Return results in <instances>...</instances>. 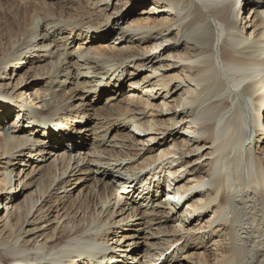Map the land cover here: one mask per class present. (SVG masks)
<instances>
[{
	"label": "bare ground",
	"instance_id": "bare-ground-1",
	"mask_svg": "<svg viewBox=\"0 0 264 264\" xmlns=\"http://www.w3.org/2000/svg\"><path fill=\"white\" fill-rule=\"evenodd\" d=\"M15 1L44 17L35 26L32 16L0 45L1 79L2 71L26 70L27 88L0 92V264H264V0L251 1L249 20L239 24L243 0H188L186 12L178 0H152L166 21L143 32L138 24L123 28L114 40L177 31L170 44L160 39L151 46L152 53L163 47L173 54L169 64L170 55L158 60L138 46L110 45L108 25L100 32L96 21L111 0ZM121 2L117 22L133 15L131 5L150 0ZM73 9L81 11L74 19ZM249 26L256 30L246 37ZM74 30H96L83 42L95 47L68 52ZM130 60L137 70L152 69L142 80L151 86L132 82L142 92L119 100L117 87L132 79ZM40 62L45 65H35ZM113 80L114 94L97 108ZM180 91L183 104L169 109ZM179 107L172 120L182 128L157 142L150 135L161 132L160 114ZM90 111L109 124L93 140ZM15 113L16 121L7 122ZM169 138L171 145L158 149ZM14 164L32 167L26 177L38 184L15 180L16 187ZM186 250L194 252L184 258Z\"/></svg>",
	"mask_w": 264,
	"mask_h": 264
},
{
	"label": "rangeland",
	"instance_id": "rangeland-1",
	"mask_svg": "<svg viewBox=\"0 0 264 264\" xmlns=\"http://www.w3.org/2000/svg\"><path fill=\"white\" fill-rule=\"evenodd\" d=\"M63 1L64 0H54L53 1V3H60L61 4V2L63 3ZM179 1V7L181 8V9H185V12L186 11H188V9H190V2L188 1V0H178ZM198 2V0H192V2ZM251 1H255V2H257V1H262L263 2V0H243L242 1V8H244V10H242V15L239 17V22H238V24L241 22V19L243 18V17H245L246 18V20L245 21H248L249 20V17L251 16V14H250V12H249V9H250V7L251 6H253L254 4L253 3H251ZM109 4H110V7H109V9L108 10H105L104 12H103V15L102 16H100V18L98 19V21H96V23L98 24H96L97 26L96 27H99V25H100V32H102L101 30H103L104 29V26L106 27L107 25H108V27L109 28H111L109 31H108V27H106L107 28V30L105 31V33L107 34L108 33V35H110V45H112V43L113 42H116L115 44L117 45L116 46V48H125V47H127L128 45H134V46H138V47H140V50L142 51V53L143 54H147V55H154V57L155 56H157V57H159L158 58V60L160 59V60H165V58H169L170 57V61H165L166 63H173V62H176L175 61V59L173 58V54H168V50H164L163 49V47L160 49V50H156L154 53H152V49H151V46H152V44H156L157 42H158V40H160V39H163L162 41L164 42V44H166V45H168V44H170L171 42H173V40L171 39V38H173V37H175L176 35H177V31H173L172 33H169V34H171V35H166L165 36V34H164V36L163 37H166V38H163L162 36H158V37H156V38H148V39H143V40H141L140 38H142V35H138V36H134L133 38H128L127 39V42H129V43H125V39L124 40H119V41H116V40H114V39H120V37H121V35H120V33H121V29H125L126 27H127V29H136L137 28V26L139 27V28H143V29H141L139 32H143V31H145L146 29H148V28H156L157 26H158V24L161 22V21H166V18H167V16H165V14H163V13H161V14H158L156 11H153L152 10V5H154L153 4V1L152 0H150V2H148V3H146V4H144L143 6H139V7H137L138 5V3H135V4H133V5H131L128 9H131V8H133L134 10H133V15L132 16H129V18L127 19V21H125V22H123L122 20L121 21H119V22H117L118 21V16L119 15H115V13H116V10L117 9H119V8H123V4H122V2H121V0H111V1H109ZM137 5V6H136ZM189 5V6H188ZM75 8V7H74ZM104 8V7H103ZM103 8H101V9H103ZM201 8H202V6H201ZM204 8V7H203ZM246 9V10H245ZM76 9H73V10H71L70 11V14H71V16L72 17H70V18H73L74 19V17H78L79 16V13H77V12H81L80 10H77V12L75 11ZM100 10V9H99ZM204 11H206V9L204 8L203 9ZM237 10H238V8H237ZM98 11V10H97ZM70 14H68L69 16H70ZM78 14V15H77ZM105 14V15H104ZM37 15V16H36ZM67 15V16H68ZM80 15H83V13H80ZM32 16H34V18L32 17ZM68 16V17H69ZM44 16L41 14V12H37V13H32V11H29V10H24V8H23V6H21L18 2H16L15 0H10V2H9V0H0V45L1 46H4V43H5V40H3V38L5 37V35L6 34H8V33H13V32H15L16 31V28L17 27H20V28H23V27H25V26H29L30 25V23H32V20L34 19L35 21H33V23H34V25L36 26L37 24V22L39 23V21H40V24H41V19L43 18ZM187 17H189V16H187ZM33 18V19H32ZM81 19H84V22H83V24H85L84 25V31H87L88 32V29H87V27H89L91 24H87V22H88V16H86V18H81ZM171 19V18H170ZM186 20H188V18L187 19H184L183 20V22L184 21H186ZM211 21H212V19H211ZM253 21V23L254 24H259V23H257V19H253L252 20ZM137 22V23H136ZM212 22H214V20L212 21ZM134 24V25H133ZM136 24H138L137 26H136ZM135 26V27H134ZM242 26H244V24H242ZM250 28H248V29H246V31H245V33H247L246 34V37H250L251 35H253V33H255V30H256V27H254L252 30H250L251 29V26H249ZM176 28V27H175ZM113 29V30H112ZM174 30H176V29H174ZM98 31V32H99ZM95 32H96V30H91L90 31V33H88V34H86V33H84V35L82 34V33H80L79 31H73V33L71 34V39L69 40V43H71L73 40H75V43H73L72 45H70V47L68 48V52H69V50H70V52L72 53V54H76L74 51L78 48V46L80 45L81 46V48H87V47H95V44H89V45H87L86 43H84L83 44V42H84V38H85V35H87L88 36V39L89 40H91L92 38H93V36H95V35H93V34H95ZM99 32V33H100ZM104 33V34H105ZM119 34V35H118ZM67 33L65 34V35H63V37H67ZM78 35H79V37H78ZM83 35V36H82ZM127 35H130V33H128ZM180 36H181V34H179ZM63 37L61 36L60 38H62V41H63V43H62V41H60V43H62V45L60 44V45H58L59 47L61 46L62 48H63V44H64V42H66L64 39H63ZM83 37V38H82ZM130 37H132V36H130ZM74 38V39H73ZM105 39H102L101 41H99L98 43H101V42H105L104 41ZM121 42H123V44L122 45H119V44H121ZM161 42V40L159 41V43ZM109 43V42H108ZM158 43V44H159ZM102 44H104V43H102ZM86 45V46H85ZM84 46V47H83ZM155 46V45H154ZM92 47V48H93ZM75 49V50H74ZM163 50V51H162ZM0 54H1V52H0ZM183 52L181 53V54H177V56L179 57L180 55H182L183 56ZM170 55V56H169ZM169 56V57H168ZM0 57H2V56H0ZM180 59V58H179ZM43 60V59H42ZM176 60H178V59H176ZM133 60H130L129 62L131 63ZM50 62V61H49ZM48 61L47 62H45L46 64L47 63H49ZM159 62H161V61H159ZM45 63L44 62H40V63H36L35 65L37 66H39V65H45ZM130 63H128L127 65H130ZM135 63L136 62H134V64H132L131 63V66H130V69H129V76L132 78L128 83H126V84H124V86L122 87V88H120L121 87V84L119 85V87H117L118 88V90H120V91H123V95L121 94V95H119L118 96V98H119V100L120 99H122V98H124L125 99V94H126V96L128 95V93L130 92V91H133V90H138L137 92H134L135 94H139V92H142V90L141 89H138V87H131V83L132 82H142V80H143V78H145V77H147V76H150L153 72H152V69H147V70H137L135 67H134V65H135ZM133 65V66H132ZM14 71H15V68L13 69H10L7 73H6V71H2L1 72V76H2V79H1V77H0V92H2L3 90H6L9 94H13V93H15V91L16 92H20V91H26L25 89H27L26 87H25V85H24V83L22 84V82L25 80V71L26 70H18V71H16L15 73H14ZM12 73V74H15L14 76H12V79L10 80L9 78H10V76H9V73ZM131 74H133V75H131ZM155 77V76H154ZM154 77H152V78H154ZM150 79V80H153V82H156V81H158V79L156 80V79ZM26 79H27V76H26ZM108 82V80H105V84ZM143 84H142V86H151L150 84H146V85H144L145 83L144 82H142ZM128 84V85H127ZM177 84H179V83H177ZM116 85H117V82L115 81V80H113V82L111 83V87H109V89H108V93L107 94H105V95H101V96H98V100L95 102V105H98V107L97 108H103L104 106H105V104H106V98L107 97H109V96H112V94H114L113 93V91H115V87H116ZM42 87V86H41ZM68 91H69V89H67ZM110 90V91H109ZM112 90V91H111ZM140 90V91H139ZM28 93H32V91L31 90H29L28 91ZM28 93H27V95L26 96H28V97H30V95H28ZM154 94H155V92H154ZM94 95L95 94H92V97H94ZM109 95V96H108ZM166 96V95H165ZM164 95H163V97H165ZM171 96V95H170ZM180 96H182V91H180L173 99H174V101H173V99L170 101V106H169V109H172V108H176V106H178V102H180V104L182 105L183 104V102L180 100L181 99V97ZM101 98V99H100ZM160 98H162V97H160ZM169 98V97H168ZM90 99H93V98H90ZM123 99V100H124ZM8 100H10L11 102H17L18 104H23V105H26V103H25V101H17V100H13L12 98H10V99H8ZM75 100V99H74ZM87 101H89V100H87ZM162 101V99H159V101L157 102L158 104L160 103ZM75 104H78L79 103V101H73ZM17 103H15V104H17ZM96 108V109H97ZM168 109V110H169ZM183 109V107H179V108H177V109H173V110H171L170 112H167V113H162V114H160V112L158 111V113L160 114V119H161V125H160V127H159V130H161V132H154V133H152L150 136H157L158 137V140H157V142H160V141H164V139L165 138H168L169 136H170V134L171 133H173L175 130H177V131H180V129L182 128V126H179V127H177V126H174L173 125V120H172V116H174V112L175 111H180V110H182ZM92 112V113H91ZM89 113H91L90 114V116L91 117H88L89 118V120L90 121H88V123H89V126H90V130L92 131V132H89V134H93V133H95V135H93L92 136V140H93V138L96 136V135H98L97 134V132L99 131H102V130H100V129H102L103 127H105V125H106V128H109V124L108 123H106V122H101L102 121V119H101V116L99 115L98 116V113H96V111H90ZM94 113V114H93ZM94 115V116H93ZM98 117V118H97ZM16 119H17V116H16V113L15 114H13L12 115V117H10L9 119H8V121L7 122H9V121H11L12 123L14 122V121H16ZM59 121H61V120H59ZM96 121V122H95ZM262 121H264V118L262 119ZM10 122V123H11ZM58 122V120H53L51 123H50V125H55L56 123ZM100 123H106V124H102V125H100ZM7 124V123H6ZM91 124V125H90ZM95 125V126H94ZM100 125V126H99ZM169 127V128H168ZM132 130H133V128H132ZM116 131V132H115ZM127 131H129V130H126V132ZM165 132V133H163V132ZM115 133L117 134V127H115V128H113V131H112V133H111V136L113 135H115ZM83 142H86V143H93V141H91L90 139H86V141H83ZM171 143H172V139L171 138H169V141H168V143L166 142L165 144L166 145H161V147H158V149L160 148V149H167V147L168 146H170L171 145ZM151 144V143H150ZM154 144H158V143H154ZM163 144V143H162ZM82 145V144H81ZM263 152H264V144H263ZM74 150L75 149H73L72 151L74 152ZM50 151V150H49ZM87 151V150H86ZM85 151V152H86ZM263 157H264V153H263ZM175 166H178L179 165V162L178 163H175L174 164ZM32 168V167H31ZM31 168H29V167H26V166H19V165H17V164H14V165H12V167H11V169H14V175L16 174L17 176L16 177H14V184H15V186L17 187V185H18V182L16 181L15 182V180H23L24 182H26L27 184H38V183H36L35 182V180L34 179H31L30 178V176H28V177H26V174L28 173V172H31ZM26 169V170H25ZM25 170V171H24ZM24 172H26V173H24ZM20 173V174H19ZM18 174H19V176H18ZM189 178V177H188ZM190 179V178H189ZM69 180V179H68ZM75 180H77V178L76 177H72L71 178V182L68 184V190H70L71 188H73L74 186V184H75ZM188 181V179H185L181 184L182 185H184L187 181ZM73 183V184H72ZM48 184H46L45 186H47ZM15 186H14V189H15ZM72 186V187H71ZM87 186L90 188L91 186H93L92 185V182H88L87 183ZM20 188H21V185H19V187L17 188V191H19L20 190ZM35 187H33L31 190H33ZM77 190L78 189H75L74 191H72V192H74V197H75V195L77 194ZM4 192V194H6L7 193V191L6 190H4L3 191ZM29 192V191H28ZM27 192V193H28ZM161 197H162V195H161ZM23 200V197L21 196V197H19L16 201H15V203H18V202H21ZM55 200L56 199H52L51 200V202H50V204L51 205H53V202L55 203ZM53 201V202H52ZM5 206V204L3 203V207ZM55 206V205H54ZM57 209L55 208L54 209V214H55V211H56ZM60 210V209H59ZM0 212H2V207H0ZM173 225H177L178 226V223H172ZM207 240V239H206ZM223 241H224V244L226 243L225 242V240L224 239H222ZM210 246H211V244H208V247L210 248ZM211 250V249H210ZM194 252V251H193ZM193 252L191 253V252H189L188 253V250H186L185 252H183L181 255L182 256H184V258H185V254H187V255H190V253L191 254H193ZM193 258V257H192ZM194 259H196V257H194ZM183 260V259H182ZM183 263L182 264H187V262L186 263H184L185 262V260H183L182 261Z\"/></svg>",
	"mask_w": 264,
	"mask_h": 264
}]
</instances>
